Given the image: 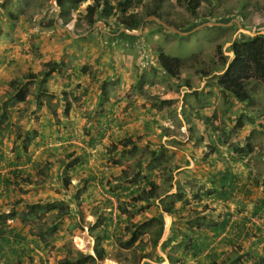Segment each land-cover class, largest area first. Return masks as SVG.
I'll return each mask as SVG.
<instances>
[{
  "label": "rangeland",
  "instance_id": "374dc122",
  "mask_svg": "<svg viewBox=\"0 0 264 264\" xmlns=\"http://www.w3.org/2000/svg\"><path fill=\"white\" fill-rule=\"evenodd\" d=\"M131 2L126 14L99 10L89 26L93 0H66L64 13L58 0H0V176L11 184L0 182V215L39 201L67 213L56 224L50 214L9 221L0 264H60L69 248L95 255L97 235L107 252L98 264H142L144 253L120 247L126 227L161 214L159 245L150 242L156 227L141 239L151 249L144 263L164 264L158 251L174 219L234 232L233 257L221 238L207 264H238L250 238L264 240V83H248V102L219 86L233 45L264 37V0H198L195 15L188 0ZM134 16L139 30L129 27ZM161 52L183 60L179 77L163 70ZM13 79L30 90L23 102ZM148 179L159 198L135 202ZM170 202L173 216L163 212ZM54 225L56 233L38 234Z\"/></svg>",
  "mask_w": 264,
  "mask_h": 264
},
{
  "label": "trees",
  "instance_id": "16d2710c",
  "mask_svg": "<svg viewBox=\"0 0 264 264\" xmlns=\"http://www.w3.org/2000/svg\"><path fill=\"white\" fill-rule=\"evenodd\" d=\"M65 1L66 0H58V3L62 8V13H64ZM70 1L74 4V6H78L84 0H70ZM132 7H133V3L131 2V0H124L123 2L118 3L117 6H113L107 0H93V3L89 5L86 9L87 23L89 24V26H93L95 24L96 14L101 9L107 11L106 15L109 16L114 10L126 14ZM198 7H199L198 0H188V8L193 15H195ZM142 23H143L142 18L138 16H134L129 27L133 30H139ZM233 53H234L233 61L226 70L224 76L220 79L219 86L224 92L232 94V96H234L238 101L248 102L250 100L248 83L252 79L264 83V37H255L248 42L235 43L233 45ZM159 61L161 63L163 70L166 72L167 75L172 77H179L180 74L182 73L184 62L180 58H174L161 52L159 54ZM50 70L54 72L55 68L52 67L50 68ZM19 85L20 83L19 80L17 79H13L10 82V86L14 90L18 89L15 96L16 100L19 102H23L30 95V90L24 87V84L20 86ZM22 143H23L22 144L23 150L19 154H23L28 151L29 143L27 141H23ZM151 158L156 161L163 160L166 158V154L165 152H160V154L157 156L156 152L153 151ZM23 172L24 174L26 173L24 170ZM23 172L18 170V171H14L13 174L18 173L19 176H23L24 175ZM38 175L39 177H43L45 175V172L41 170V172H39ZM231 180L233 179L231 173L229 172L228 175L224 176L221 180V185H220L221 189L224 188L227 190L228 183ZM7 181L5 179L0 180L2 185L8 187L11 184H9ZM32 181L29 178V176L26 175L25 182H27L28 184H33ZM41 183L42 182L37 184L36 187H42L44 183L42 185ZM158 198H159L158 186L154 182L148 179L146 185L139 188L135 202L148 203V202H153ZM162 206L164 213H167L171 216L174 215L173 213L175 212V203L173 202H170L169 204L164 203ZM56 208H57V204H44L43 202L39 201L38 203L28 206V208L25 211H23L21 214L15 211L10 212L9 214L2 213L0 215V232L1 233L4 232V229H6L7 227L6 226L7 223L15 218H19V220L22 221V223H29L31 221L30 220L31 217L32 218L36 217L39 220H42L46 215L50 214L51 217L54 218V223L56 224L60 220V218L67 215V213H60L59 211L57 212V214H52L51 212L54 211ZM180 220L181 221L186 220L185 222L188 225V230L191 231L192 238L186 236L187 238L185 239L187 240L186 241L182 240L175 247L181 248V250L186 255L188 253H191L190 255H193L194 253L201 254L204 253L206 250L210 249L212 245L217 243L218 237H220L224 233L223 231L225 230V227L227 225V223L225 222L223 224L221 222H217L211 224V226H209V230H203L201 225L199 224V219L191 220L190 218L187 219L180 218ZM164 227H165V221L162 217V214L159 217H154V218L145 217L143 218V222L137 224L131 223L126 227V232L128 233L131 232V236L128 240L121 243L120 247L124 250L135 249L137 251L144 253L143 255L139 256L140 258L139 260L151 258L150 254L145 253L146 251L145 247L147 244L142 242L141 239L143 237H146V235H148L149 230L151 231L153 230V228H155L156 230L152 232L154 238H152L150 242L152 247H157L163 236ZM56 231L57 228L54 225V226L46 227V229L43 228L40 229L38 234L40 236L42 235V237L44 238L45 234L51 235L56 233ZM211 252L212 254H214L213 247ZM248 254L249 255L245 256L247 257V259L256 256L255 252H251ZM106 256H107V252L104 249V246L102 245L99 236L97 235L95 255L83 253L78 250L69 248L67 258L60 261V264H98V261L105 260ZM243 257H244L243 255L238 256L234 260V262H237L238 264L243 263L245 258ZM263 261H264L263 257H260L258 264H263Z\"/></svg>",
  "mask_w": 264,
  "mask_h": 264
},
{
  "label": "crops",
  "instance_id": "0c3cea01",
  "mask_svg": "<svg viewBox=\"0 0 264 264\" xmlns=\"http://www.w3.org/2000/svg\"><path fill=\"white\" fill-rule=\"evenodd\" d=\"M36 153H37V151H36ZM38 177L36 176V178H38ZM0 178L3 179V180L5 179V178H3L1 176H0ZM38 179L41 180L43 178L39 177ZM174 220L175 221L172 222V225L169 228L170 231L168 232L167 238L161 244V247H163L162 250L158 251L159 260L162 261L164 264H207V262L210 263V260L206 261V258L207 257L209 259L211 258V255H212L211 250H212L213 245L211 246L210 249L206 250L204 253H201V254H197V253L195 254L194 253L193 255H190L191 253H188L186 255L181 250V248H178V253H176V254H175V252L168 251V250H170L172 245H177L182 240L186 241L187 240V239H185V238H187L186 236H188V237L192 236L191 231L188 230V225H187V223L185 221L183 222V221L180 220V221L177 222L176 219H174ZM229 233L232 234L234 232H232V231L229 232L227 230L224 234H222L217 239V242H220L221 238H225L226 239V237H227V240H224L225 241V246H226L225 247V251H226L225 255H226L227 259H229L230 254H232L233 249H235L234 244L241 245V244H239V242H236L237 241L236 239H232V237H234V234L231 237L229 235ZM179 234L181 235L180 237H178ZM169 237H170V239H169ZM259 239L257 240L258 242H259ZM176 240H178V241H176ZM254 241H256V240L253 239V238H250L248 244L246 243L245 244L246 246L245 245L243 246L244 248L245 247L248 248L246 251L243 248V250H244L243 253H245L246 256H247V255H249L248 253L255 252L256 256L250 257L249 259H247V257H245L244 258V262L242 260L243 263H241V264H258V262L260 260V257H263V259H264V240L259 242L260 244H258V245ZM150 251H151V249L149 250V249L146 248L145 253L148 254ZM174 251H176V249H174ZM216 252H221V251L219 249H215L214 248V254H216ZM214 256L215 255H213V257ZM230 257H233V256H230ZM144 260H152V258L143 259L142 260V264H145V263H147V264H155V263L150 262V261H145V263H144L143 262ZM110 262H112L114 264H116V263L119 264L118 261H116V263H115L114 261L111 260ZM263 264H264V261H263Z\"/></svg>",
  "mask_w": 264,
  "mask_h": 264
},
{
  "label": "water",
  "instance_id": "95a60500",
  "mask_svg": "<svg viewBox=\"0 0 264 264\" xmlns=\"http://www.w3.org/2000/svg\"><path fill=\"white\" fill-rule=\"evenodd\" d=\"M217 25H220V24H217Z\"/></svg>",
  "mask_w": 264,
  "mask_h": 264
}]
</instances>
